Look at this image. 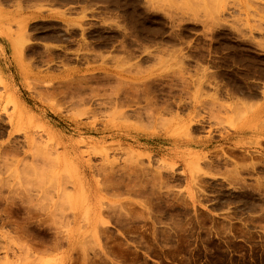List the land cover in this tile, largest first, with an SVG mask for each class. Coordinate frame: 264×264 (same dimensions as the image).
<instances>
[{"label": "rangeland", "instance_id": "obj_1", "mask_svg": "<svg viewBox=\"0 0 264 264\" xmlns=\"http://www.w3.org/2000/svg\"><path fill=\"white\" fill-rule=\"evenodd\" d=\"M0 80V264H264V0H0Z\"/></svg>", "mask_w": 264, "mask_h": 264}, {"label": "bare ground", "instance_id": "obj_2", "mask_svg": "<svg viewBox=\"0 0 264 264\" xmlns=\"http://www.w3.org/2000/svg\"><path fill=\"white\" fill-rule=\"evenodd\" d=\"M203 5H204V8H207V7H208V5L205 4V3H203ZM0 81H2V80H0ZM10 104H11V103H10ZM10 104H9V105H10ZM15 107H16V106H15ZM7 108H8V107H7ZM12 114L15 115V112H13ZM12 114H11V115H12ZM11 115H7L8 118H9L8 120H9V122L11 123V125H16V124H14L15 121H16V120L14 119L15 116H14V117H11ZM12 116H13V115H12ZM6 119H7V118H6ZM9 125H10V124H9ZM18 125H19V124H18ZM12 127H13V126H12ZM31 133H32V132H31ZM28 135H29V134H28ZM26 136H27V134H26ZM26 136H25V137H26ZM26 138L28 139V146H29V147H33V146H35L36 143H35V141H33V140L36 139V138H35L34 136H27ZM26 138H25V139H26ZM27 139H26V140H27ZM32 139H33V140H32Z\"/></svg>", "mask_w": 264, "mask_h": 264}, {"label": "crops", "instance_id": "obj_3", "mask_svg": "<svg viewBox=\"0 0 264 264\" xmlns=\"http://www.w3.org/2000/svg\"><path fill=\"white\" fill-rule=\"evenodd\" d=\"M238 139H243V138H238Z\"/></svg>", "mask_w": 264, "mask_h": 264}]
</instances>
